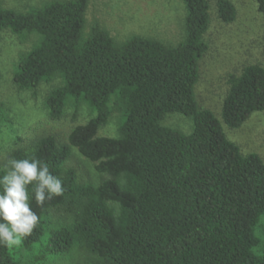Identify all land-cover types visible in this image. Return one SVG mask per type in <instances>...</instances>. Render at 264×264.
Returning <instances> with one entry per match:
<instances>
[{
	"label": "trees",
	"instance_id": "trees-1",
	"mask_svg": "<svg viewBox=\"0 0 264 264\" xmlns=\"http://www.w3.org/2000/svg\"><path fill=\"white\" fill-rule=\"evenodd\" d=\"M182 2L185 36L175 46L141 35L120 43L97 22L85 34L89 0L0 7V32L32 41L13 66L16 89L36 93L59 80L45 99L52 120L70 105L94 114L67 143L44 135L9 156L47 163L65 192L42 208L30 199L39 223L17 251L0 246V264H23L44 238L45 256L72 252L79 264H264V160L244 154L223 126L240 129L264 112V67L230 75L221 119L200 107L195 90L212 6ZM255 2L264 14V0ZM215 3L222 22H235L230 0ZM114 112L117 136L100 135ZM170 114L191 120L192 132L164 125ZM75 151L103 179L84 181L69 164Z\"/></svg>",
	"mask_w": 264,
	"mask_h": 264
},
{
	"label": "rangeland",
	"instance_id": "rangeland-1",
	"mask_svg": "<svg viewBox=\"0 0 264 264\" xmlns=\"http://www.w3.org/2000/svg\"><path fill=\"white\" fill-rule=\"evenodd\" d=\"M48 1L52 0H0V7L27 11ZM230 1L237 9V18L225 24L218 17L215 0H210L212 22L206 36L209 50L200 62V78L195 90L200 107L212 110L220 119L230 75H239L252 64L264 67V14L259 12L255 0ZM184 17L182 0H89L85 34L97 22L120 43L131 35H141L175 46L185 36ZM31 46V40L22 43L11 32H0V107L6 112V119L0 122V165L8 161L13 151L44 135H54L67 143L71 130L94 116L86 105L78 110L70 105L60 119L49 117L45 99L49 91L60 84L59 80L42 84L36 93L16 89L13 66ZM118 123L119 114L114 112L99 134L116 137ZM164 125L185 134L193 130L191 120L180 114H170ZM223 126L228 138L239 145L244 154L256 153L264 160V112L253 114L240 129ZM69 164L79 171L84 181L103 179L94 164L77 151ZM258 234L261 236V231ZM46 247L48 240L44 238L24 255L23 264H79V257L72 252L45 256ZM12 248L17 251V246Z\"/></svg>",
	"mask_w": 264,
	"mask_h": 264
},
{
	"label": "clouds",
	"instance_id": "clouds-1",
	"mask_svg": "<svg viewBox=\"0 0 264 264\" xmlns=\"http://www.w3.org/2000/svg\"><path fill=\"white\" fill-rule=\"evenodd\" d=\"M29 186L34 195L30 197ZM65 192L62 180L38 158H9L0 176V246L12 248L30 236L40 217L31 208L44 207Z\"/></svg>",
	"mask_w": 264,
	"mask_h": 264
}]
</instances>
